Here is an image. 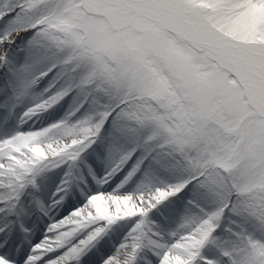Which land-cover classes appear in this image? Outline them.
I'll use <instances>...</instances> for the list:
<instances>
[{
  "label": "snow or ice",
  "instance_id": "6c2138e0",
  "mask_svg": "<svg viewBox=\"0 0 264 264\" xmlns=\"http://www.w3.org/2000/svg\"><path fill=\"white\" fill-rule=\"evenodd\" d=\"M0 264H264V0H0Z\"/></svg>",
  "mask_w": 264,
  "mask_h": 264
}]
</instances>
